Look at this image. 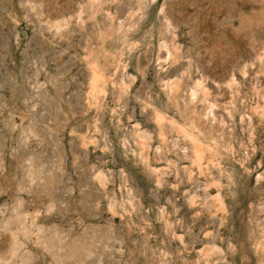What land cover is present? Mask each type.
Masks as SVG:
<instances>
[{
	"label": "clouds",
	"instance_id": "1",
	"mask_svg": "<svg viewBox=\"0 0 264 264\" xmlns=\"http://www.w3.org/2000/svg\"><path fill=\"white\" fill-rule=\"evenodd\" d=\"M0 264H264V0H0Z\"/></svg>",
	"mask_w": 264,
	"mask_h": 264
}]
</instances>
